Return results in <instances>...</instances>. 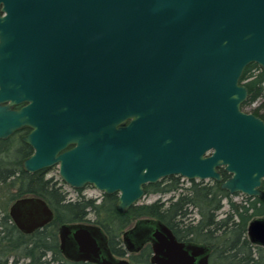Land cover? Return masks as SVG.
<instances>
[{"label": "water", "instance_id": "water-1", "mask_svg": "<svg viewBox=\"0 0 264 264\" xmlns=\"http://www.w3.org/2000/svg\"><path fill=\"white\" fill-rule=\"evenodd\" d=\"M77 4L88 32L81 76L36 55L52 47L69 10L52 0H0V140L29 129L22 141L34 153L22 168L57 165L64 184L116 194L123 213L146 184L169 176L264 199V122L241 109L248 91L240 82L250 64L264 72V0ZM8 214L24 234L53 219L35 196L16 199ZM57 234L69 261L130 264L96 224H61ZM247 238L264 248V216L248 223ZM121 240L128 253L149 244L151 264H208L210 256L209 246L179 241L153 218L135 220Z\"/></svg>", "mask_w": 264, "mask_h": 264}, {"label": "trees", "instance_id": "trees-1", "mask_svg": "<svg viewBox=\"0 0 264 264\" xmlns=\"http://www.w3.org/2000/svg\"><path fill=\"white\" fill-rule=\"evenodd\" d=\"M240 82L248 91L241 104L245 111L263 96L264 72L250 64ZM248 112L255 114L256 110L251 108ZM29 153L28 145L17 133L0 140V264H90L68 261L59 251L58 227L78 222L98 225L115 256H127L130 264H151L149 244L130 254L122 245V233L140 218L163 222L179 241L209 246V264H264V248L247 238L248 223L264 216V199L244 195L237 202L217 182L191 181L183 187L178 177L169 176L144 186V196L158 195L155 201L136 203L123 213L115 207L116 194L101 193L99 202L81 194L68 199L60 179H46L39 172L22 168ZM25 196L43 199L53 212L52 221L31 234L20 232L8 214L9 206ZM224 205L227 209L220 216Z\"/></svg>", "mask_w": 264, "mask_h": 264}, {"label": "flooded vegetation", "instance_id": "flooded-vegetation-1", "mask_svg": "<svg viewBox=\"0 0 264 264\" xmlns=\"http://www.w3.org/2000/svg\"><path fill=\"white\" fill-rule=\"evenodd\" d=\"M52 1L57 2L59 4V8L63 10L64 14L66 13L67 10H69V14L68 15H62V20L56 24V26L54 28V35L49 38V40L52 42V47H48V48H45V47L40 48L39 47L37 49L36 55L38 58V63L40 62V64H44V65L54 64V65H58V66H67V67L71 68L72 74H77V75L81 76L83 68L88 65V56H89L88 36H87L88 32H87V27H86V20H84V15H82V14L77 15L76 9L78 8L77 3H79V7L81 9L83 2L85 0H52ZM48 57H53V59L54 58L55 59L54 60H48V59H46ZM263 89H264V82H263ZM252 104H256L253 107V109L256 110V113L254 114L252 112H248V111L247 112L255 115L256 117H258L260 120H262L264 122V90H263V96L257 98L254 102H252ZM28 132H29L28 128H22L15 133H17L20 136V138L22 139V137L25 136ZM73 146H74V144L70 143L65 148L60 150L59 153L67 151V150L73 148ZM28 147L30 149V153L27 155V157L34 153V150L29 145H28ZM220 171H221V174L223 177V173H225V172H223L221 170V168H220ZM35 172H39L46 179H58L59 178V170H58L57 165L42 168V169L37 170ZM225 174H226V177H223V179H226L230 176L227 173H225ZM175 177L179 178L180 183L183 187L188 186L191 181H200V180H188L183 176H175ZM185 180L188 183V185H186V186L184 185ZM203 181L207 182V181H213V180H203ZM213 182H215V181H213ZM263 182H264V180L262 181V187H264ZM84 188L85 189H89V188L94 189L91 186H86ZM80 190H82V189H80ZM67 198L73 199L71 197H68V195H67ZM87 198H92L95 200L97 199L96 200L97 202H99V200H100L99 196H98V198L97 197L95 198L92 196H89ZM85 223H91V222H85ZM92 224H94V223H92ZM182 242H191V241H182ZM192 243H195V242H192ZM197 244H200V243H197ZM122 245L124 246L123 243H122ZM124 249H125V247H124ZM128 254H130V253H128ZM116 257L128 259L127 256H124V257L116 256ZM128 261H129V259H128ZM71 262H73V261H71ZM79 262H82V261H79ZM208 264H209V258H208Z\"/></svg>", "mask_w": 264, "mask_h": 264}, {"label": "rangeland", "instance_id": "rangeland-1", "mask_svg": "<svg viewBox=\"0 0 264 264\" xmlns=\"http://www.w3.org/2000/svg\"><path fill=\"white\" fill-rule=\"evenodd\" d=\"M256 104H251L250 106H248V107H246L245 108V112H247V111H249L251 108H253L254 106H255ZM59 179V178H58ZM56 180V179H55ZM184 185L186 186V185H188V183L186 182V180H185V182H184ZM63 188L65 189V191L68 193L67 195H68V197H71V198H75L78 194H81V195H84V196H86V197H89V196H92V197H97L98 198V196H99V199H100V197H101V192H99L98 190H94V189H91V188H89V189H85V188H83L80 192H77V191H75L74 189H72V188H70L69 186H67L66 184H64L63 185ZM232 196V199L234 200V201H237V202H239V201H241L242 199H243V194H240V193H236V194H232L231 195ZM168 197V196H167ZM158 198V195L157 194H148V195H146V196H144V197H142L137 203L138 204H141V203H150V202H153V201H155L156 199ZM97 200V199H96ZM226 209H227V206L226 205H224V207H223V210H222V213H220V216H223V212L224 211H226ZM193 218H196V214H194V213H192V215H191ZM89 217H92L91 215H89ZM133 224V223H132Z\"/></svg>", "mask_w": 264, "mask_h": 264}]
</instances>
